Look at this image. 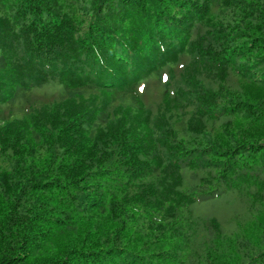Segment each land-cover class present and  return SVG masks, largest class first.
I'll return each mask as SVG.
<instances>
[{"label":"trees","instance_id":"1","mask_svg":"<svg viewBox=\"0 0 264 264\" xmlns=\"http://www.w3.org/2000/svg\"><path fill=\"white\" fill-rule=\"evenodd\" d=\"M0 122V264H264V0H0Z\"/></svg>","mask_w":264,"mask_h":264},{"label":"rangeland","instance_id":"2","mask_svg":"<svg viewBox=\"0 0 264 264\" xmlns=\"http://www.w3.org/2000/svg\"><path fill=\"white\" fill-rule=\"evenodd\" d=\"M1 123V122H0ZM212 203V202H211ZM205 205V204H204Z\"/></svg>","mask_w":264,"mask_h":264}]
</instances>
